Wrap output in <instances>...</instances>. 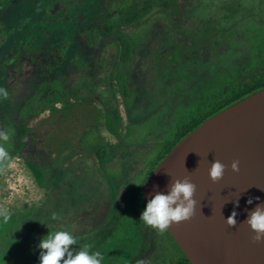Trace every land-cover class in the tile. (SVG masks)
I'll use <instances>...</instances> for the list:
<instances>
[{"label":"rangeland","instance_id":"rangeland-1","mask_svg":"<svg viewBox=\"0 0 264 264\" xmlns=\"http://www.w3.org/2000/svg\"><path fill=\"white\" fill-rule=\"evenodd\" d=\"M165 1L0 0V87L9 93L0 99V127L11 154L0 166V208L10 213L0 219V264H40L39 242L57 230L93 244L103 264L110 251L115 264H131L112 247L134 243L144 254L140 239L152 230L140 221L139 190L167 144L264 73V0H177L170 14L156 13ZM127 11L150 15L116 36ZM228 19L236 38L219 44L228 40L229 49L187 58L190 31L208 22L230 27ZM104 26L112 28L106 37ZM16 72L30 79L10 94ZM65 90L79 101L48 111V144L37 150L27 123ZM67 137L71 148L53 154L49 147L58 151ZM124 221L135 228L131 238L118 237ZM160 249L158 264H189L176 248Z\"/></svg>","mask_w":264,"mask_h":264},{"label":"water","instance_id":"water-1","mask_svg":"<svg viewBox=\"0 0 264 264\" xmlns=\"http://www.w3.org/2000/svg\"><path fill=\"white\" fill-rule=\"evenodd\" d=\"M214 160L229 166L216 183L209 176ZM234 160L240 162L239 173L230 169ZM185 177L196 185L195 214L168 232L189 261L264 264V242L254 244V233L244 223L257 204H264V89L218 110L184 135L145 180L144 199L148 203L157 192L167 194L172 179ZM233 211L237 224L229 227Z\"/></svg>","mask_w":264,"mask_h":264},{"label":"clouds","instance_id":"clouds-1","mask_svg":"<svg viewBox=\"0 0 264 264\" xmlns=\"http://www.w3.org/2000/svg\"><path fill=\"white\" fill-rule=\"evenodd\" d=\"M8 95V91L0 87V99H7ZM9 140L8 130L0 127V166L11 159V154L6 147ZM239 164V160L231 162L230 169L233 173H239ZM228 167L221 161L214 160L209 169L212 182L220 181ZM195 192L196 185L190 182L187 177L172 179L167 194L157 192L148 201L140 216V221L161 233L167 231L173 224L189 221L194 216L197 206V201L194 199ZM247 203L252 204V200L249 199ZM236 206L238 207V203ZM237 215L238 213L233 211L227 218L226 224L229 227L236 226ZM0 219L4 222L10 219L7 209L0 208ZM52 219L58 220L60 217L53 214ZM244 223L254 233L252 236L254 244L264 242V204H257ZM74 245H79V249H73L71 246ZM38 247L41 250L40 264H103L105 259L99 250H94L93 244L79 243L76 236L67 230L49 232L47 236L41 238ZM136 264H146V261L137 260Z\"/></svg>","mask_w":264,"mask_h":264},{"label":"trees","instance_id":"trees-1","mask_svg":"<svg viewBox=\"0 0 264 264\" xmlns=\"http://www.w3.org/2000/svg\"><path fill=\"white\" fill-rule=\"evenodd\" d=\"M176 7H177V0H171V2L165 1L164 3H162V6H160V9H158L156 13L170 14L171 11H173V9H175ZM123 15L124 18L122 23L116 24V26L120 27L116 36H118L119 33H123L125 29H130L132 27L138 26L139 23L137 22L146 23L147 22L146 19L147 17H149L150 13L144 11V14L141 15V18L138 17V13H136L135 11H127L124 12ZM129 15L131 16V18H129ZM227 21L229 22V24L231 22L230 27L221 24L217 26L212 24L211 22H208V23H203L200 28L198 26L197 28L195 27L192 31H190L191 33H189L188 35L190 39L186 40V44L180 43L183 46L184 44L189 45V47L192 49V50L189 49L185 50V54L187 58H190L193 62H199V61L201 62L206 59L205 55L207 52L213 53L212 50H214L215 47L218 48L219 52H223L229 49L231 47V43H229L228 40L222 41V44H219V41L221 39L236 38V34L233 32L235 28L234 27L235 22L230 19H228ZM104 30L106 32L104 36L106 37L110 35L112 28L109 29L107 26H104ZM202 53H204V57ZM19 73L16 72L17 75ZM17 78L18 80L16 79L15 81H13L12 79H8V89L10 94H16L17 92L20 91L22 87L25 86L27 87L26 82H28V79H30L27 76L21 77L20 75H18ZM262 89H264V73L261 76L251 79L248 82L241 85L240 87H238L232 95L225 97V99L221 101L219 104H217L211 111L201 116L200 118L195 119L188 126L182 129L181 133L172 142L167 144L159 160L162 159L184 135H186L188 132H190L192 129L198 126L205 118L216 113L218 110L225 109L235 104L236 102L246 98L247 96ZM77 101H79V97L74 90L73 91L65 90L60 94H56L53 97H49L47 103L43 106V109H41L39 112L34 111L33 118H31V120L27 123L26 130H27V136L32 145H33L32 141L34 140V138L37 139V141H34L36 142L37 146L35 145V148L37 150L39 149L38 148L39 146L40 150L44 151L46 145L48 144L47 137L50 133V129L46 122L49 113L48 111L54 113L58 105L59 106L64 105L65 107L70 109V107H72V105H75ZM45 110L47 112H44ZM42 113L44 119L42 117ZM32 133H35V135H33ZM70 142L71 140L69 137L65 138V140H63L62 142L63 147L59 148L58 151H56V148L52 146L50 147L48 146V147L50 150H52L51 152L53 154L59 155L60 153H63L64 151H67L71 148ZM67 143H69V147Z\"/></svg>","mask_w":264,"mask_h":264},{"label":"flooded vegetation","instance_id":"flooded-vegetation-1","mask_svg":"<svg viewBox=\"0 0 264 264\" xmlns=\"http://www.w3.org/2000/svg\"><path fill=\"white\" fill-rule=\"evenodd\" d=\"M158 160L153 165L151 171L148 173V175L146 176L145 180L147 179V177L149 176V174L153 171V169L157 166V164L162 159H160L159 161ZM145 180L143 181V183H142V185L140 187V190H139L140 191L139 192V194H140V197L139 198H140L141 204H142V206L144 208L146 207V204H147V202H146V200L144 199V196H143V184H144ZM120 221H117V224L120 223ZM123 223H124L123 231H122L123 234L121 235V237L120 236H118V237L124 239V238H127L130 235V238H131L132 237V232L135 230V228H129L131 226V224L128 225L125 221ZM151 230H152V233H150L148 235L147 234L146 235H142L143 238H144V240L140 239V242H141V245L140 246L141 247L146 246V250L144 251V254L142 256L136 255L137 247L135 246L134 243H129V242H128V244L127 243H125V244L118 243L115 247H112V248L113 249L115 248V251H123L124 254L122 253L123 254L121 256V257H123L122 259H125L126 260V258H128L130 256H131V258H134V260H133V262L131 264H136V261L137 260H141V259L144 260V261H146V264H158L159 263V258H160V257L158 258V256H159V252H161V249L160 248L161 247L162 248H169L170 246H172V247L176 248L185 257V259L188 261L189 264H192L189 261V259L186 257V255L184 254V252L180 249V247L178 246V244L176 243V241L173 239V237L171 236V234L168 232V230L165 231V232H163V233H161V232H159V231H157L155 229H152V228H151ZM139 238H141V236H139ZM120 242H122V241H120ZM109 251H108V253H109ZM151 257H153V260L150 261L149 259ZM122 259H120V260H122ZM116 260H119V259L116 258V257H114V255L112 257V251H110L109 264H115L116 263ZM129 261L127 260L128 263H129Z\"/></svg>","mask_w":264,"mask_h":264}]
</instances>
